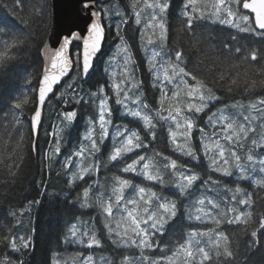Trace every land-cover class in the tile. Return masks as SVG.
<instances>
[{
    "label": "snow or ice",
    "instance_id": "6c2138e0",
    "mask_svg": "<svg viewBox=\"0 0 264 264\" xmlns=\"http://www.w3.org/2000/svg\"><path fill=\"white\" fill-rule=\"evenodd\" d=\"M14 3L16 9L23 12V16L18 19L27 31L17 29L14 23L0 17V72L7 74L10 67L18 63L34 46L43 59L37 84L28 92L14 96L9 102L13 116L12 128L22 126L20 116L24 107L31 103V140L33 136L39 135L43 109L54 91L58 93L55 97L57 99L70 96L73 107L59 113L60 123L53 126L50 134L49 152L45 153L44 158L51 160L61 153L65 130L77 122L78 113L74 106L89 100L95 104L94 118L88 119L80 142L64 160L66 173L68 169H74L68 173L70 178L67 184L80 189L73 201L77 207L99 210L102 232L112 245L139 251V260L121 253L117 261L103 256L97 258L92 253L81 251L75 253L78 259L74 260V264H238L237 252L229 236L218 231L222 223L245 226V231L254 223L256 227L249 233L248 248L251 250L259 247L264 252V214L253 221L251 210L238 207L244 205L251 209L254 203L253 196L241 187L233 190V195L223 207L207 198H199L183 210L181 207V200H186L194 187L204 182L200 173L181 158L187 157L197 163L202 157L206 158L210 171L221 177H231L234 166L240 172L241 179H251L240 163L239 150L248 143L264 148V95L250 100L247 105V109L258 115H243L242 120L227 114L230 108H244L242 101L225 104L224 108H218L215 112L210 111V102L221 99L217 89L233 93L241 84L245 91L254 90L257 86L264 88V49L225 48L229 57L233 53H243V62H257L259 68L256 74L260 76L259 80H249L247 72L241 74L235 64L232 65L234 72L213 62L197 73L187 67L186 52L180 47L173 49L170 54L165 53L166 59L161 56V52L168 47L167 19L169 9L173 7L171 0H142V4L141 0H132L131 18L139 29L140 48L146 55L151 51L147 61L148 71L152 74L151 87L158 90L156 106L152 107L141 90L143 82L136 78L137 61L131 45L122 35L123 26L129 23L130 17L121 12L118 5L97 7L99 0H80L79 14L87 17L83 34L70 31L67 35H59L53 46L47 39H33L34 32H48L49 11L43 0L26 5L21 0H14ZM181 3L180 31L189 34L193 47L199 42L193 35L194 25L205 18L235 29L238 33L264 40V0H181ZM25 8L27 11H24ZM141 13L148 17L143 23ZM112 15L119 17L115 25L111 23ZM108 30H113L119 39V46L109 61V66L117 61L118 71L108 72L105 69L108 72L107 79L103 83L98 80L95 91L80 95L77 80L90 81L96 74L95 61L102 54ZM74 41L78 44L72 49L70 46ZM152 45L156 47L150 49ZM65 77L68 79L65 80ZM26 83L31 84V78ZM57 85L63 90L57 89ZM62 103L67 106L69 100L65 99ZM113 105L119 106L123 115L132 118L130 122H137L139 128L130 130L126 124L114 125ZM202 115H206L212 132H207L200 125ZM158 128L166 132L175 158L154 148L151 154L143 151L150 147L152 141L157 140ZM110 129L113 131L110 132ZM194 132L199 134V141L194 142ZM16 135L19 139L15 147L19 148L24 137L19 132ZM106 142H110L111 146L106 147ZM102 149L106 151L107 163L104 166L112 164L121 173L111 178V188L107 193L101 190L99 181L94 178L100 172V158L97 154ZM31 150H37L35 143H32ZM13 156L9 157L10 166L3 158H0V164H4L9 176L15 178L23 157L15 153ZM157 157L160 158L158 161ZM245 158L249 162H257L250 150ZM74 161L78 163L74 164ZM258 163L261 165L259 171L264 173V160ZM166 175L170 181H166ZM85 177L93 178L92 183H88ZM137 177L139 182L135 179ZM208 180L216 185L221 183L220 179L213 180L211 176ZM80 181L84 183H78ZM255 183L264 188V179H258ZM165 189L175 191L166 194ZM237 194H240L239 197ZM28 203L31 206L39 201L31 200ZM27 210L30 211V207ZM23 214L24 210H21L19 215ZM184 219L209 226L190 227L187 232L181 233L179 239L171 242V247L168 244L162 247L161 238L170 226ZM20 222L16 220V224ZM69 239L83 248L93 250V253L104 248L101 230L90 220L76 218V222L67 228L63 242L68 243ZM0 242H3L6 249L0 257V264H25L23 256L32 250L30 236H4ZM156 252L158 256L148 254ZM13 255L15 259H12ZM50 264L68 262L56 253Z\"/></svg>",
    "mask_w": 264,
    "mask_h": 264
},
{
    "label": "trees",
    "instance_id": "16d2710c",
    "mask_svg": "<svg viewBox=\"0 0 264 264\" xmlns=\"http://www.w3.org/2000/svg\"><path fill=\"white\" fill-rule=\"evenodd\" d=\"M129 1L130 0H121L115 2L116 6H119L121 12L126 13L130 17L129 23L123 26L122 35L131 45V51L137 61L136 70L138 75H136V78L143 82L141 90L144 92V98L147 103L155 107L158 90L151 87L152 74L149 73L148 67L146 66L147 56L140 48L141 41L139 29H137L131 18L132 11L130 5L132 0ZM29 2L35 4L36 0H21V3L25 5ZM43 2L47 5L49 11V28L47 33L39 32L37 34V32H34V40H39L41 38L47 39L49 34L51 3L50 0H43ZM180 4L181 0H174L173 7H171L169 11L167 20L169 28L168 47L164 49L166 53L169 52L170 54L173 49L180 47L186 52L188 59L187 67L197 73L201 72L205 65H211L213 62H216L220 64L223 69H230L233 72L235 69L232 68V65H238L241 74L245 71L247 72V78L249 80L260 79V76L256 74L259 68L257 62H251V64L243 62V53H233V55L229 57L225 48L227 46L228 49L241 47L242 49L255 48L261 50L264 49V40L257 36L238 33L236 30L223 27L212 21L209 23L207 20L203 19L196 22L194 26L195 32L193 35L198 38L199 42L193 47L189 34L180 31L182 27L181 20L179 21V19L176 18ZM24 11H27V8H25ZM22 16L23 12L16 9L14 0H0V17L14 23L17 29L27 31V29L23 28V25L18 19V17ZM105 22L107 23L108 20L105 19ZM118 22L119 17L112 15L111 23L115 25ZM108 31L110 35L106 43L107 48L105 54H109L108 49L110 47V40L114 34L113 30ZM233 37H235V39H233ZM201 61H203V63H201ZM41 62L42 57L34 46L28 50L27 55L23 56L18 63L10 67L7 74L0 72V158H3L10 166L11 161L9 157L13 156V153L23 157L15 178L9 176L4 164H0V241H2L4 236L11 237L16 234L23 235L25 238L30 236L32 239V250L23 256L25 264H50L52 256L56 253H59L68 264H74V261L70 259L73 257L71 250L74 248L73 246H76L78 243L71 241V239H69L68 243H64L63 241L67 235V228L71 223L76 222V218L82 221H89L88 217H97L95 221L94 218H91L92 220L90 221L96 225L98 230H101L104 248L95 250L96 253L110 252L113 250V247H116L111 244L106 235L102 232L99 210L97 208H79L73 203L76 199V193L80 189L75 186H68L67 181L70 178L68 173L70 172L68 169L66 173L63 167L65 158L71 154L78 142H80L87 128L88 119L94 118L95 104L89 100L88 102L81 101L79 105L74 106L78 113V119L72 127L66 129L63 133L64 139L61 144L60 155L53 157L51 160H46L44 156L45 153L49 152V144L51 141L50 134L53 131V126L60 123L59 113L73 107L71 105L70 96L57 99L55 97L58 93H56L46 107L43 126L36 143L37 150L32 151L34 136L30 140L29 121L33 114V105L30 103L24 107L20 116V119L23 121L22 126L12 128L11 122L13 116L9 102L14 96L22 92H28L29 89L37 84ZM102 69V67H98L96 74L92 76L90 81L77 80V84L79 85L77 91L80 95H86L95 91L98 80L103 83V79L106 75L104 72L102 73ZM105 69H107V67ZM28 78H31V84L26 83ZM60 90L62 91L63 89ZM69 92H71V90H69ZM29 94L34 95L32 93ZM217 95H219L221 99L219 101L210 102V111L215 112L218 108H224L225 104L232 105L235 101H242L245 106L244 108H230L227 112L228 115L242 120L243 115H258L251 109H247V105L250 100L264 95V88L257 86L254 90L245 91L244 85L241 84V87L233 93L225 92L223 89H217ZM65 99L69 100V105L67 106L62 103ZM245 109H247V111ZM112 117L116 121H124L131 127H139L137 122H130L132 118L123 119L119 115L118 106L113 105ZM200 125L204 127L207 132H212L211 126L207 122L206 115L201 116ZM17 132L24 137L19 148L15 147L19 139L16 135ZM193 135L195 137L194 142L200 140L198 133L194 132ZM257 139H259V137H257ZM110 146V142H107L106 147ZM153 148L163 152L165 155H172L173 158H175V154L171 152V146L168 143L166 132L159 128L157 129V140L152 141L150 147L145 149V152L151 154ZM249 150L256 156V163L249 162L245 158ZM240 155L241 164L244 166L246 174L251 179H241L240 172L234 166L232 168L233 174L231 177H221L218 173L210 171L206 158L202 157L199 163L187 157L181 158L186 161L190 167H193L195 171L199 172L204 181L203 183H199L197 187H194L191 195L186 200H181L182 210L189 207L199 198L214 200L223 207L224 203L233 195V190L236 187H241L244 192L253 196L254 203L251 209H248L244 205H239L238 207H240L241 210H251L253 212V221H255L258 216L264 214V188L257 186L254 181V179H264V173L259 171L261 165L258 163L259 160H264V148L254 147L252 144L248 143L245 145V148L241 149ZM157 159L159 160L160 158L157 157ZM100 161L102 166L107 163L104 156L100 158ZM75 163H78V161H74V164ZM209 176H211L213 180L220 179L221 183L216 185L209 182ZM165 179L166 181H170L167 175ZM90 180V178L87 179V181ZM174 191L175 189H165L166 194ZM239 195L240 194H237L238 197ZM31 200H38L39 203L29 206L28 202ZM29 207L30 211L27 210ZM21 210H24L23 216L19 215ZM12 213H16L17 215L14 216ZM17 219L21 221L20 224H16ZM207 226L209 225L197 224L195 221L189 222L187 219H184L180 223L170 226L169 231L161 238L162 247L164 244H168V246L171 247V242L179 239L181 233L187 232L190 227L204 228ZM244 227L245 226L222 223L218 231H223L229 236V239L232 241V246L237 252L238 264H264V252H261L259 247L251 250L248 248V244L250 243L249 233L256 225L252 223L247 227V231L244 230ZM5 252L6 249L4 244L0 242V257H2ZM121 253L131 255L139 260V251L136 249L123 248ZM148 254L151 256L159 255L158 252ZM120 256L121 254L115 261H117ZM12 259H15L14 255Z\"/></svg>",
    "mask_w": 264,
    "mask_h": 264
},
{
    "label": "water",
    "instance_id": "95a60500",
    "mask_svg": "<svg viewBox=\"0 0 264 264\" xmlns=\"http://www.w3.org/2000/svg\"><path fill=\"white\" fill-rule=\"evenodd\" d=\"M111 1L113 0H99V4L97 5V7H99L101 4H106ZM50 3H51V18H50V29H49L47 40L53 46L56 45V38L59 35H67L70 31L81 32L83 34V30L87 22V17H82L79 14L80 0H50ZM106 41L102 49V54L104 53ZM77 44L78 42L74 41L70 47L73 49V47L76 46ZM96 62L97 61H95V67H96ZM69 76H72V73H69ZM64 79L67 80L68 77H65ZM63 82L64 81L62 80L61 83ZM59 88L60 86L57 85V89ZM56 93L57 92L54 91V93L50 96L49 100L46 101L45 107L42 112L41 128L43 126V122L45 118L46 107L49 101L56 95ZM41 128L39 130V135H40ZM39 135L34 136L35 144L38 141Z\"/></svg>",
    "mask_w": 264,
    "mask_h": 264
},
{
    "label": "rangeland",
    "instance_id": "374dc122",
    "mask_svg": "<svg viewBox=\"0 0 264 264\" xmlns=\"http://www.w3.org/2000/svg\"><path fill=\"white\" fill-rule=\"evenodd\" d=\"M141 4H142V0H141ZM108 6H116V4L113 2V3H109V4H106V5H103V7H108ZM147 11V10H146ZM141 15H142V23L144 22V21H146L147 19H148V17L144 14V13H141ZM228 28V27H227ZM150 31V30H149ZM112 42H114L115 40H117L118 38L117 37H115V35L113 34V36H112ZM153 39L155 40L156 39V37L154 36L153 37ZM118 41H119V39H118ZM119 46V42H117V43H115L114 45H113V48L111 49L113 52H112V54H111V56L108 58V62H107V70H108V72H111V71H113V70H117L118 71V66H117V61H113L112 62V64H111V66H109V61L111 60V57L113 56V53H115L116 52V50H117V47ZM149 48L151 49V48H155V45H152V46H149ZM165 50L164 51H162L161 52V56L162 57H164L165 59L167 58V56H165ZM147 56V58L149 59L150 58V56H151V51H149L148 52V54L146 55ZM158 60L160 59L159 57L157 58ZM108 72H106L105 73V75H106V79H107V75H108ZM135 75H136V72H135ZM103 78V77H102ZM105 78L103 79V80H105ZM133 107H134V105H133ZM118 108H119V106H118ZM119 115L123 118V119H130V117H127V116H125V115H123V110L122 109H120L119 108ZM112 121H113V124L114 125H124V124H126L124 121H116L113 117H112ZM127 126H128V128L131 130V129H138L139 127H131L129 124H126ZM211 130H212V128H211ZM110 132H112V130L110 129ZM142 134V133H141ZM143 135V134H142ZM106 144H107V142H106ZM143 151H145V149L143 150ZM239 153L241 154V149L239 150ZM253 154V153H252ZM256 154V153H255ZM98 157L99 158H102V156H104L105 158H106V151H105V149H102L98 154ZM133 155H135V153H133ZM253 156L256 158V156L253 154ZM157 159V158H156ZM157 161H158V159H157ZM99 163H100V165L102 166V164H101V161L99 160ZM240 163H241V161H240ZM106 164V163H105ZM104 164V165H105ZM102 166L101 168H100V172H99V174H98V176H96V177H94L95 179H97L98 181H99V185H100V188H101V190H103L105 193H107V192H109L110 191V188H111V178L114 176V175H118L117 173H116V168L115 167H113V165L112 164H108L107 165V167H105V166ZM74 169H72V168H70L69 169V172H71V171H73ZM124 175H128V174H124ZM88 178H90V177H85V179L87 180ZM91 180L89 181L90 183H92V179L93 178H90ZM136 179V181L137 182H139V178L137 177V178H135ZM256 180H258V179H254V181L256 182ZM81 182V181H80ZM145 183H147V182H145ZM130 191V190H129ZM127 194V193H126ZM91 218H94V221H95V219L97 218V217H88V219L89 220H92ZM101 219H102V217H101ZM74 248L71 250L72 252V254H73V257H71L70 259H72V261H74L75 259H78V258H76L75 257V253H77V252H85V253H92V254H94L97 258H98V256L100 257V256H103V257H107V258H111L113 261H115L117 258H118V256L121 254V252H122V249L123 248H117V247H113V250L112 251H110V252H104V253H96V252H94L93 253V250H91V249H86V248H83L81 245H79V244H77L76 246H73ZM115 250V251H114Z\"/></svg>",
    "mask_w": 264,
    "mask_h": 264
},
{
    "label": "flooded vegetation",
    "instance_id": "af4514ba",
    "mask_svg": "<svg viewBox=\"0 0 264 264\" xmlns=\"http://www.w3.org/2000/svg\"><path fill=\"white\" fill-rule=\"evenodd\" d=\"M131 1V0H130ZM129 1V2H130ZM113 2H115V1H113ZM113 2H110V3H113ZM171 3H172V5H173V3H174V0H171ZM107 4H109V3H107ZM181 9H182V3L180 4V7H179V9H178V11H177V14H176V18H178L179 19V21L182 19V17H181ZM171 10V8L169 9V11ZM169 15V14H168ZM168 20V19H167ZM205 20H207L209 23H210V21L211 20H209V19H207V18H205ZM195 26V25H194ZM223 26V25H222ZM223 27H226V26H223ZM227 28V27H226ZM233 30H235V29H233ZM237 31V30H236ZM109 35H110V32L108 31V35H107V41H108V38H109ZM113 36V35H112ZM107 41H106V43H107ZM117 42H119L118 41V39L117 40H115L114 42H112V39L110 40V47H109V49H108V52H109V54L107 53V54H105V50H106V45H105V49H104V54H102L101 56H100V58L97 60V63H96V70L98 69V67H102L103 69H102V73L104 72V73H106L104 70H105V68L107 67V62H108V58L111 56V54H112V48H113V45L115 44V43H117ZM156 47V46H155ZM169 53V52H168ZM145 54V53H144ZM146 55V54H145ZM147 61H148V58H146V66L148 67V64H147ZM136 75H138V73H137V70H136ZM156 97H157V95H156ZM150 105V104H149ZM151 106V105H150ZM153 107V106H152ZM117 174H121V173H119L118 171L116 172ZM80 184H83V182H79ZM88 183H90L89 181H88Z\"/></svg>",
    "mask_w": 264,
    "mask_h": 264
}]
</instances>
